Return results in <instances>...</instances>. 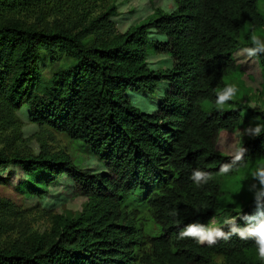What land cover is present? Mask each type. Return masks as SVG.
<instances>
[{"label": "trees", "instance_id": "obj_1", "mask_svg": "<svg viewBox=\"0 0 264 264\" xmlns=\"http://www.w3.org/2000/svg\"><path fill=\"white\" fill-rule=\"evenodd\" d=\"M175 1V10L124 32L109 20L112 7L73 32L32 28L14 16L75 10L81 0H0V97L12 109L26 106L33 123L83 142L107 170L82 171L62 153H0V168L18 165L30 179L14 188L17 193L39 198L66 176L89 201L76 218L53 217L48 241L0 248V264H211L213 253L228 264H259L253 241L233 236L208 246L181 240L178 233L221 213L220 179L264 157V132L241 138L234 155L216 150L221 131L234 132L252 118L264 125V111L245 103L233 99L222 111L216 106V92L236 68L235 51L241 43L252 47L250 37L264 26V15L259 0ZM152 30L166 38L153 37ZM149 47L169 55L170 67H148ZM42 53L52 62L54 53L65 59L47 80L39 66ZM255 58L264 84V55ZM160 84L164 90L154 110L131 102L130 91L153 94ZM242 149L243 159L222 172ZM196 169L211 176L200 187L191 179ZM134 191L160 228L148 236L149 252L141 253L140 226L121 222L129 210L125 199ZM256 211L253 199L231 217ZM237 223L245 225L242 219Z\"/></svg>", "mask_w": 264, "mask_h": 264}, {"label": "rangeland", "instance_id": "obj_2", "mask_svg": "<svg viewBox=\"0 0 264 264\" xmlns=\"http://www.w3.org/2000/svg\"><path fill=\"white\" fill-rule=\"evenodd\" d=\"M83 6L70 9L65 6L61 13L56 9L45 12L34 10L14 17L23 25L32 28L55 30L64 27L73 32L87 25L88 20L95 18L109 7L113 14L109 20L116 30L124 32L127 29L142 24L156 16L158 13H169L176 9L175 0H81ZM259 11L264 15V0L258 2ZM49 10L48 7L44 11ZM57 11V12H56ZM153 31V37L161 38ZM264 38V26L257 32ZM151 36V37H152ZM93 33L86 39H92ZM249 46L239 44L234 53L236 68L226 77L227 85H235L238 89L234 100L245 103L255 111H264V84L261 68L255 57L249 58L243 49ZM54 62L44 53L39 59V66L45 80L64 64L65 59L59 53H54ZM148 67L165 70L171 65V58L167 54L154 53L150 47L146 57ZM164 84H160L151 94L145 91H130L131 102L143 111L150 112L155 109L157 101L162 97ZM229 108L228 106H226ZM235 107V106H234ZM237 107V106H236ZM257 118L248 120L236 131H221L216 150L223 156L234 155L239 147L241 138L254 137L246 135L244 129L255 127L260 123ZM0 153L9 156L12 153L20 155H67L73 164L88 173L107 172L105 165L91 149L83 142L71 139L63 133L51 128L39 126L29 120L28 108L12 109L0 97ZM264 163V157L255 159L240 168L233 177L222 178L219 181L220 202L222 212L209 220H214L212 226H222L224 221L234 216L236 211L253 200V193L249 191L251 172ZM0 248H9L12 244L25 245L34 240L48 241L53 237V217L76 218L89 206L88 198L74 192V183L68 177H60L54 184L48 186L41 197L24 196L15 187L24 185L29 181L28 175L18 166L7 164L0 168ZM129 210L126 218L121 222L133 224L142 229L143 241L141 253L151 251L148 236H157L159 226L150 217L141 195L134 191L125 199ZM227 209V210H226ZM208 222V224H209ZM207 224V225H208ZM259 264H264L258 260ZM211 264H228L223 255L213 253Z\"/></svg>", "mask_w": 264, "mask_h": 264}, {"label": "clouds", "instance_id": "obj_3", "mask_svg": "<svg viewBox=\"0 0 264 264\" xmlns=\"http://www.w3.org/2000/svg\"><path fill=\"white\" fill-rule=\"evenodd\" d=\"M166 37H161L165 39ZM252 47L243 49V52L249 57H256L258 55H264V38H261L257 34L253 33L250 37ZM237 87L235 85H226L222 90L216 92V106L218 110H223L224 106L232 101L237 94ZM246 135L258 136L264 132V125L257 123L255 127L249 126L244 129ZM244 149L235 155L234 162L222 165V172H229L234 166L235 162H239L243 159ZM251 181L249 185V191L253 193V199L257 207V211L254 215L244 216L239 215L236 217H230L224 221L223 227L212 226L215 221L212 220L208 225L200 223H192L181 228L178 233V238L191 239L196 241L200 245L213 246L220 240H229L231 237L236 236L241 240H250L254 242L256 256L258 260L264 262V163L259 164L251 172ZM211 178L210 174L199 169L193 171L191 179L197 187L206 184ZM176 213H173L175 215ZM238 219L245 221V225L242 227L237 223ZM227 228L228 231L224 229Z\"/></svg>", "mask_w": 264, "mask_h": 264}]
</instances>
